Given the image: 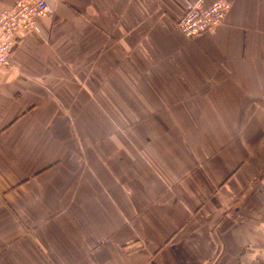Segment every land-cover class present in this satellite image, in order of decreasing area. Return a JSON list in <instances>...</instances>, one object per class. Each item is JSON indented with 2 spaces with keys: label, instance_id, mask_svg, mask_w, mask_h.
I'll return each mask as SVG.
<instances>
[{
  "label": "crops",
  "instance_id": "crops-1",
  "mask_svg": "<svg viewBox=\"0 0 264 264\" xmlns=\"http://www.w3.org/2000/svg\"><path fill=\"white\" fill-rule=\"evenodd\" d=\"M189 1L47 0L14 44L0 264H222L224 242L264 243V0L187 36Z\"/></svg>",
  "mask_w": 264,
  "mask_h": 264
},
{
  "label": "built area",
  "instance_id": "built-area-1",
  "mask_svg": "<svg viewBox=\"0 0 264 264\" xmlns=\"http://www.w3.org/2000/svg\"><path fill=\"white\" fill-rule=\"evenodd\" d=\"M230 6L228 0L210 4L191 0L177 26L187 36L211 31L223 22ZM51 12L47 0H15L10 8L0 11V70L9 66L14 44L30 30H38V19Z\"/></svg>",
  "mask_w": 264,
  "mask_h": 264
},
{
  "label": "rangeland",
  "instance_id": "rangeland-1",
  "mask_svg": "<svg viewBox=\"0 0 264 264\" xmlns=\"http://www.w3.org/2000/svg\"><path fill=\"white\" fill-rule=\"evenodd\" d=\"M262 226L264 224L256 223L255 230H264ZM224 246L222 264H264V243L256 244L255 246L247 245L246 247H240L238 248V253H226L225 242ZM236 254L239 256L238 258L237 256L230 258V255Z\"/></svg>",
  "mask_w": 264,
  "mask_h": 264
}]
</instances>
